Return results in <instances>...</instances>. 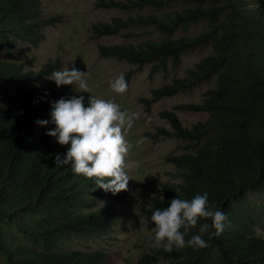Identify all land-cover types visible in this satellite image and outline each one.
<instances>
[{
  "label": "trees",
  "instance_id": "trees-1",
  "mask_svg": "<svg viewBox=\"0 0 264 264\" xmlns=\"http://www.w3.org/2000/svg\"><path fill=\"white\" fill-rule=\"evenodd\" d=\"M248 1L256 4L247 8ZM98 0L97 8L120 11L151 8L159 12L135 13L97 21L92 37L116 35L132 26H148L160 33L187 29L205 21L196 35L145 39L137 44H98L101 57L142 65L152 62L157 70L176 68L182 53L211 44L213 52L202 57L183 76L172 78L141 99L147 106L163 97L188 90L215 75V86L204 91L200 102L182 103L176 109L206 113L203 121L184 127L175 112L162 110L171 131L157 127L152 136H174L188 141L186 152L170 153L165 160L174 166L171 183H162L142 207L146 217L156 208L168 206L172 198L190 200L208 194L227 216L219 235H205L207 247L153 249L136 264L159 260L167 264H264V237L255 234L260 222L256 204L247 192L264 191V0ZM181 3L179 9L165 10ZM59 21L45 16L40 0H0V39L7 37L38 45L47 27ZM127 33L126 37L132 36ZM59 70V62L48 60L38 70L23 71L20 65L0 61V82H36ZM71 85H48L26 91L6 107H0V260L2 264H113L108 253L97 248L72 249L74 236L100 237L120 218L117 207L99 198L117 196L95 187V178L73 172L71 164L56 166L54 154L66 153L46 135L55 125L51 103L61 97L84 96ZM95 189V190H94ZM211 223L200 220L199 223ZM153 227V225H149ZM191 230L186 240L198 234ZM210 231H214L211 230Z\"/></svg>",
  "mask_w": 264,
  "mask_h": 264
},
{
  "label": "rangeland",
  "instance_id": "rangeland-1",
  "mask_svg": "<svg viewBox=\"0 0 264 264\" xmlns=\"http://www.w3.org/2000/svg\"><path fill=\"white\" fill-rule=\"evenodd\" d=\"M98 0H40L45 16L57 15L59 21L45 30V39L38 45L16 40L10 37L0 39V61H8L20 65L22 70H38L48 60L59 62V70L75 66L85 72L88 94L101 99L111 100L120 106L122 111L134 113L135 118L131 129L124 130L125 139L130 144L125 158L126 164L131 162L134 167L126 168L130 179L127 191L117 196L99 198V202H107L117 207L120 218L110 230L100 237L74 236L70 242L72 249L97 248L108 253L113 264H136L139 258L151 252L149 238L153 235L148 230H141L140 221L145 218L142 207L149 197L159 194L162 183H171L169 171L174 170L172 163L165 160L170 153H183L188 141L174 136H152L157 127L171 131L165 118L159 116L162 110L176 113L184 127H191L198 121L206 119L207 114L176 109L174 106L194 102L203 98L204 91L215 86V75L209 81H201L188 90H181L170 97H163L149 106L142 101L150 98L151 91L172 78L183 76L185 70L193 67L202 57L213 52L211 44L195 46L185 50L179 65L165 71L159 69L150 76L152 62L142 65L130 64L125 60L101 57L97 51L98 44H137L145 39L176 38L181 35H196L206 28L205 21L191 24L187 29H175L170 33H160L148 26H132L122 29L116 35L92 37L91 25L97 21H109L112 17L127 16L141 12H159L151 8L120 11L113 8H97ZM248 1V0H246ZM181 3L167 6L165 10L179 9ZM256 4L248 1L247 8L254 10ZM132 36L126 37L127 33ZM123 74L128 88L123 94L115 93L109 87V80ZM51 75L44 76L36 82L21 84L0 82V105L6 107L26 91L37 92L48 85L56 86ZM65 86V85H63ZM73 86V85H71ZM57 87V86H56ZM75 89L80 90L77 86ZM143 139L142 143H137ZM259 211L260 222L254 227L255 234L264 237V191L247 192L245 195ZM132 221V224L128 222ZM0 264H2L0 260ZM151 264H167L159 260Z\"/></svg>",
  "mask_w": 264,
  "mask_h": 264
},
{
  "label": "clouds",
  "instance_id": "clouds-1",
  "mask_svg": "<svg viewBox=\"0 0 264 264\" xmlns=\"http://www.w3.org/2000/svg\"><path fill=\"white\" fill-rule=\"evenodd\" d=\"M85 75V72L72 66L71 70L64 67L54 71L48 79L53 80L57 87L75 85L80 89L79 92H88ZM109 87L115 93L123 94L127 91L128 84L124 75L120 74L109 80ZM84 99L83 95L67 99L61 97L51 103V121H36L40 126L49 122L54 124V129L49 130L46 135L54 137L61 146L69 145L66 153L54 154V163L56 166L71 164L75 174L95 178V187L105 192L117 194L127 191L130 176L126 168L134 167V164L125 162L130 144L125 139L124 130L132 128L135 114L122 111L111 100L92 95L85 107ZM142 142L143 139L137 141ZM201 219L210 220L211 223L201 224ZM226 220L227 216L221 209L209 204L208 194L205 192L190 200L172 198L167 207L154 209L150 217L140 221V228L148 230L149 225H153L150 229L153 235L149 238V247H162L164 251L171 252L173 248L207 247L204 236L219 235ZM198 225V234L186 240L188 233Z\"/></svg>",
  "mask_w": 264,
  "mask_h": 264
}]
</instances>
